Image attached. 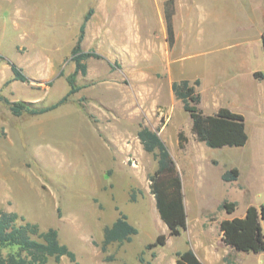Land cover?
I'll list each match as a JSON object with an SVG mask.
<instances>
[{"label":"rangeland","instance_id":"rangeland-1","mask_svg":"<svg viewBox=\"0 0 264 264\" xmlns=\"http://www.w3.org/2000/svg\"><path fill=\"white\" fill-rule=\"evenodd\" d=\"M149 2L0 0V55L5 58L0 96L10 102L44 107L68 91L66 77L74 70L70 50L89 8L93 14L81 49L101 56L86 61V75L76 76L83 88L56 110L14 116L0 102V207L36 223L40 231L56 229L78 264H141L140 259L176 264V254L187 249H195L204 264L205 246L219 255L214 264H264V253L225 246L219 230L221 220L241 218L248 206L264 204V106L258 110L264 84L227 73L224 79L232 86H223L222 95L211 100V107L217 103L244 116V147L212 149L198 142L171 91L180 75L171 63L165 23L149 10ZM208 9L217 17L207 18ZM261 23L264 0H193L188 22L179 27L177 62L193 63L229 49L231 42L253 36ZM250 40L242 41L244 46ZM6 60L21 68L28 82L12 81ZM142 129L157 134L181 176L186 224L177 236L160 220L149 191L157 150H144L138 139ZM179 131L186 139L183 149ZM231 168L239 170L238 179L223 182L221 174ZM224 201L235 203L233 213L222 209ZM119 213L137 234L103 253V229ZM159 236L164 244L146 250ZM47 264L56 263L49 259ZM58 264L71 263L63 257Z\"/></svg>","mask_w":264,"mask_h":264},{"label":"trees","instance_id":"trees-1","mask_svg":"<svg viewBox=\"0 0 264 264\" xmlns=\"http://www.w3.org/2000/svg\"><path fill=\"white\" fill-rule=\"evenodd\" d=\"M172 0L165 4L166 41L171 48L174 44V33L171 26ZM93 14L89 8L83 15L78 28L75 44L70 50L69 61L74 64V70L66 77L68 91L56 102L44 106L34 107L31 103L10 102L6 97L0 96V102L9 107L14 116L23 113L30 116L43 115L64 105L69 98L79 92L83 86L76 85V76L80 73L86 75V61L89 59H101L95 51H83V40L86 23ZM264 43V30L261 34ZM0 60H5L0 55ZM12 73V81L28 82V78L22 69L14 63L6 60ZM62 76V72L59 73ZM255 78H264L261 73H254ZM51 82L48 83L50 85ZM200 85L198 79L190 82L186 79L173 81L171 91L174 97L182 103L183 110L191 120V133L195 139L212 149L241 148L248 141L245 118L242 114L232 112L227 108H220L214 114L207 115L199 108L200 94L196 88ZM138 139L145 151L157 150V167L149 175V191L154 198L155 206L160 220L169 229L173 236H177L179 228L186 224V212L183 203L182 180L176 170L174 162L156 133L142 129L138 133ZM178 146L183 149L186 139L182 131L177 134ZM239 177V170L231 168L221 174V180L226 183L234 182ZM226 213L231 214L235 209V203L224 201L221 205ZM221 241L225 246L237 252L259 254L264 253V204L258 208L248 206L241 218L233 217L219 222ZM137 234V229L132 226L127 216L119 213L116 220L103 229L101 252H106L108 245L129 242L132 236ZM164 237H157L154 243L145 246L146 250L164 244ZM155 254L152 253V256ZM176 264H202L191 249L177 253ZM65 257L71 264H78L75 254L65 245L59 242L58 232L54 228L40 231L36 223L26 221L16 212H10L0 207V264H47L49 259L58 264ZM112 257H106L110 261ZM143 263V259H140Z\"/></svg>","mask_w":264,"mask_h":264},{"label":"crops","instance_id":"crops-1","mask_svg":"<svg viewBox=\"0 0 264 264\" xmlns=\"http://www.w3.org/2000/svg\"><path fill=\"white\" fill-rule=\"evenodd\" d=\"M167 1L168 0H150L148 5L149 10H151V12L155 13V15L157 16V20H160V22L165 23V32H166L165 4ZM172 1L173 4H172L171 26L174 33V44L170 48L171 63H173L176 72L180 75L179 80L186 79L190 82H193L196 79L199 80L200 85L196 88V91L201 96L199 108L202 110L204 114L205 113H207V115L214 114L218 111V109L223 107L217 103H215V105L211 107L210 104L212 99L215 100L216 98H218L219 95H222L220 94L221 93L220 90L223 86H226L228 89L229 87L232 86V83L228 79H224L227 73H230L232 78H234L235 76L244 75V76H248L253 81L259 83V85L264 84V78L262 79L255 78L253 76L254 73H261L264 75V46H263L264 43L261 40V34L264 30V25H262V23L259 27L256 26V31L253 36H250L248 38H242L228 44V45H233L231 48L229 47V49H220V51H218L214 55L205 54L204 56L199 57V59L195 60V62L193 63L192 62L186 63V61L184 60L181 61L183 63L180 64V62H177V58L175 55V51L177 47V38L179 36V27L180 26L185 27L186 23L188 22V18L190 17L192 12L193 0H172ZM120 5L121 6L127 5V3L125 1L123 3H120ZM120 11L124 12L122 9H120ZM205 16H207V18L213 19L216 16V14L211 9H208L205 10ZM246 39H248V41L250 39L254 40L253 43L254 45H250L251 43L250 40V42L247 43L249 47L244 46L245 44L243 43L245 42L242 41H246ZM257 41L261 42L262 45H258ZM256 47L257 48L263 47L262 48L263 50L257 49ZM204 92L205 93L209 92V94L212 97H209L206 94L204 97ZM259 100L260 102H259L258 110H261L264 106L263 105L264 98H260ZM191 250L201 262L199 256L196 254V250L195 249H191ZM202 260L204 261V264L205 263L214 264L215 262L219 263V255L213 253L211 247L209 248L208 246L207 247L205 246L204 258L202 257Z\"/></svg>","mask_w":264,"mask_h":264},{"label":"water","instance_id":"water-1","mask_svg":"<svg viewBox=\"0 0 264 264\" xmlns=\"http://www.w3.org/2000/svg\"><path fill=\"white\" fill-rule=\"evenodd\" d=\"M263 46H264V44H263Z\"/></svg>","mask_w":264,"mask_h":264}]
</instances>
